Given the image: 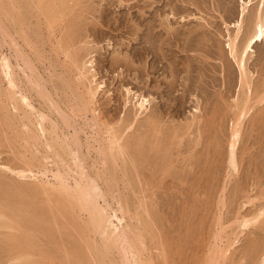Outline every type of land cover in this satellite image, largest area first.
Wrapping results in <instances>:
<instances>
[{"label":"rangeland","instance_id":"obj_1","mask_svg":"<svg viewBox=\"0 0 264 264\" xmlns=\"http://www.w3.org/2000/svg\"><path fill=\"white\" fill-rule=\"evenodd\" d=\"M81 7L84 12L74 30L75 34L78 33L76 46L80 45L79 40L82 41L81 45H85L84 40L89 39L90 43L87 45L95 60L93 68L97 73L96 79L104 83V89L97 94V113L100 114L101 121L112 124L123 117V90L130 87L143 92L152 100L150 111L159 115V127L161 125L162 129L159 130L163 134L159 133V136L171 141V145L176 144L169 146L171 150H168L166 158L172 162L167 166L164 178L159 179V176L153 175L152 180L149 178V170L145 168L146 170L141 169L143 174L140 172L145 175V180L149 178L144 187H141L143 183L138 178L133 179L130 185L126 183L125 186L121 181L115 185V195L118 193L119 197L122 196L121 200L125 204L129 203L128 207L131 205V212H136L135 208H142V214L132 216L136 217L134 220L130 216L126 217L129 223L141 224L139 227L142 235L144 234L143 243L146 242V246L137 243L138 247H134L137 258L140 257L139 262L197 264L202 261L208 264L209 258H205L209 254L213 257L209 252L212 247L216 256L215 250L218 254V247L225 248L230 244L226 254L228 258L224 257L226 260L223 258L225 261H221V264H251L246 253L247 245L255 242L259 246L264 245V224L258 226L256 223L241 231L238 220L243 216L252 217L251 213L254 216L264 200H255L264 192V40L253 46L247 59L251 79L250 112L241 126L236 146L237 166L234 170L228 161V142L236 103L239 105L241 102L244 89H239V71L236 63L229 57L227 48L229 30L231 33L233 28L225 27V22L230 24L238 18L241 0H84L76 9ZM44 40L37 44L44 49L47 61L40 57L43 56L42 53L37 55L30 52L38 73L47 81L52 94L55 92L54 100L60 102L58 106L66 111L65 114L73 113V120L76 122H71L79 130L83 140L102 133V126H91V114L82 116L83 119L73 111L77 100L71 92L74 89L72 77L68 74L65 62L64 66L60 61L65 60L64 55L61 54L60 59H57L53 51H50V43ZM67 82L68 85L72 83L71 87L67 86ZM33 97V104L36 107L42 105L40 108L45 113L48 112V106L41 103L36 95ZM70 98L71 101L68 102ZM234 99L238 101L235 102ZM70 109H73L71 114ZM46 114L53 121L57 118V123H60L56 112ZM17 118L20 116L16 117V122L19 120ZM5 127L2 129L5 130ZM2 129L1 164L10 165L16 170L25 167L26 161L22 160V155L29 157L31 148L15 139L12 132L15 133L10 132V128L4 131L8 133V137ZM39 150L41 153L36 154L41 158L46 150L42 147ZM90 154L87 162L89 166L96 156L93 150ZM33 168L38 169V166ZM0 176L6 182L15 179L26 186H31L27 182L33 181L15 178L7 172H0ZM48 178L52 179L50 173ZM102 186L105 187L103 183ZM31 196L28 193L26 197L29 199L23 197L28 202L36 203L37 199H32ZM107 197L115 205V199L110 195ZM141 198L151 205L149 210V203H146L147 212L143 210L144 207L138 206ZM80 218L85 219L83 216ZM140 220L142 221L139 223ZM69 227L66 225V232L69 233L70 230L69 234L75 235L73 242H78L79 236ZM62 237L67 238L64 235ZM3 250L0 243V257L4 254Z\"/></svg>","mask_w":264,"mask_h":264},{"label":"bare ground","instance_id":"obj_2","mask_svg":"<svg viewBox=\"0 0 264 264\" xmlns=\"http://www.w3.org/2000/svg\"><path fill=\"white\" fill-rule=\"evenodd\" d=\"M83 1L0 0V130L5 126L7 130L10 128V132L15 133L12 132L16 138L13 137L32 150L29 157L22 155V160L26 161H24L25 167L16 170L0 162V172H7L15 178L33 180L27 182L29 185L32 184L31 186H26L19 180L6 182L0 179V243L4 247L0 264H142L140 263L142 260L139 262L140 257L137 258L138 255L136 256L134 252L137 243H146H143L145 238L139 227L142 220L139 221V225L126 220L127 216L134 220L142 214L140 210L142 208H135L136 212H131L132 209H129L131 205L128 207L129 203L125 204V201L121 200L123 197H119L118 193L115 195V185L118 181L123 182L125 186L126 183L130 185L133 179L138 178V181L143 183L141 187H144L153 175L159 176V179L164 178L167 166L171 164V160L166 158L168 150H171L169 149L171 141L161 137L163 134L159 130L161 127V125L159 127V115L150 111L152 100L143 92L130 87H123V108L125 109L123 117L112 124L101 121L100 114L97 113V97L98 92L104 89V83L96 79L97 73L93 68L95 60L87 45L90 43L89 39L84 40L85 45H81L82 41L79 40L80 45L76 46L78 33L75 34L74 30L80 21L81 13L84 12L82 7L76 8ZM225 27L233 28V32L230 33L229 30L227 48L229 57L236 63L239 71V89H244L241 102L239 105L236 103L235 118L232 126L230 125L229 142L227 141L228 161L231 168L235 170L236 146L241 126L250 112L251 79L247 69V59L253 51V46L264 40V0H241L238 18L230 24L225 22ZM79 35L82 36L81 33ZM44 39L50 43V51L51 53L53 51L57 59H60L61 54L64 55L65 60L60 61L62 65L66 64L68 74L72 77L74 84L70 83L74 89L71 92L77 100L76 106L73 105L75 110H72L81 118L87 117L88 113L91 114V126L93 128L102 126V133L94 132L95 135L93 134L90 138L87 135L88 137L83 140L79 130L71 122L74 119L73 111L69 110L72 116L65 114L66 111L63 110V112L58 106L60 102L57 103L54 100L55 92L52 94L47 87V81H44L38 73L34 57L31 56L33 54L30 52L37 55L42 53L43 56L40 57L44 60L48 59L44 49L42 50L41 45L37 44ZM49 64L53 66L52 63ZM66 84L71 87L68 82ZM64 86L67 87L65 84ZM33 95L48 106L46 113L50 111L57 113L60 118L59 124L56 121L57 118L53 121L44 112L45 110L40 108L42 107L40 103V107L33 104ZM73 99L72 101L75 100ZM19 116L17 122L20 126L16 122V117ZM46 122H50L49 126ZM6 133L4 132L5 135L8 134ZM159 133L162 135L159 136ZM39 147L46 150L41 158L38 157L41 153ZM91 150L96 156L94 161H91L92 165L89 166L87 162L88 155L91 156ZM35 166H38L36 171L33 168ZM91 168L95 169L91 170ZM145 168L150 174L147 180L141 172V169ZM48 173L51 174L52 179L48 178ZM102 183L106 188L102 186ZM28 193H31L32 199H37L36 203L25 200L24 197ZM119 193L122 194V192ZM109 195L113 200L115 199V205L109 201L110 198L107 197ZM143 199H139L138 206L144 207L143 210L146 211L145 207L149 202H144ZM258 199H264V192H261L255 200ZM144 203H147L146 206ZM148 206L150 210V203ZM252 214H250L252 217L239 218L238 227L241 231L256 223L259 224L258 226L264 224V200L254 216ZM81 216L85 219L81 220ZM60 219L65 220L64 223H61ZM65 224L70 226L72 231L74 229V233L79 236L76 235L79 238H77L78 242H73L75 235L69 234L70 230L69 233L66 232ZM63 235L67 238H63ZM255 243H247V251H245L252 261L251 264H264V245L259 246ZM230 246L229 244L225 248L218 247V254L215 250L216 256L212 247V251L209 252L213 257L211 258L209 254V257L205 258H209L208 264H221V261L224 263V257L228 258L226 254ZM205 263L201 261L197 264Z\"/></svg>","mask_w":264,"mask_h":264}]
</instances>
